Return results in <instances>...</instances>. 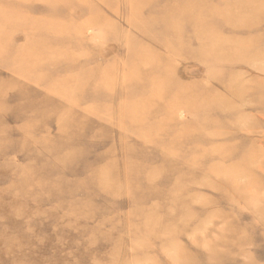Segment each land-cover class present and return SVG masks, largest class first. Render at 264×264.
<instances>
[{"label": "rangeland", "instance_id": "1", "mask_svg": "<svg viewBox=\"0 0 264 264\" xmlns=\"http://www.w3.org/2000/svg\"><path fill=\"white\" fill-rule=\"evenodd\" d=\"M0 264H264V0H0Z\"/></svg>", "mask_w": 264, "mask_h": 264}]
</instances>
